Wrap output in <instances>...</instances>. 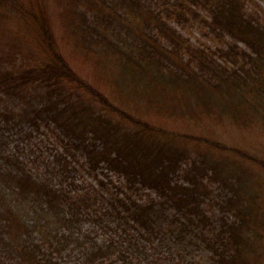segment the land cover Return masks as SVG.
<instances>
[{
	"label": "trees",
	"instance_id": "trees-1",
	"mask_svg": "<svg viewBox=\"0 0 264 264\" xmlns=\"http://www.w3.org/2000/svg\"><path fill=\"white\" fill-rule=\"evenodd\" d=\"M43 1L0 0V264H61L73 249L135 264L130 246L165 236L207 264H264V19L251 0H50L54 17ZM189 22L220 45L192 44L174 26ZM224 124L257 152L220 141ZM47 138L49 155L35 153Z\"/></svg>",
	"mask_w": 264,
	"mask_h": 264
},
{
	"label": "rangeland",
	"instance_id": "rangeland-1",
	"mask_svg": "<svg viewBox=\"0 0 264 264\" xmlns=\"http://www.w3.org/2000/svg\"><path fill=\"white\" fill-rule=\"evenodd\" d=\"M45 4L47 3V12L50 13L54 17V6L50 0H47V2L43 1ZM246 10L248 12H254L256 13L261 20L264 19V2L261 0H251L248 1L246 4ZM174 26L180 31L182 35L187 37L190 42L197 46L202 47H210L215 48L216 46L220 45V41L217 40L215 37L206 35V30L202 28L199 24L194 22H189L188 24L184 26H177L174 24ZM27 30V28H26ZM58 29L56 26L54 27L55 34L58 32ZM25 32V27H23V31ZM54 34V35H55ZM58 34V33H57ZM56 34V35H57ZM220 132L218 135L220 141L226 143V144H232L233 142H237V144L242 147L246 148L250 151L257 152L256 148L258 145L261 146V143L259 140L253 138H248L249 136L247 134L244 135H238L230 133L232 132V129L229 128L227 124H224V126L220 127L218 129ZM235 133V129H234ZM237 135V136H236ZM234 137V140L233 139ZM245 137V138H244ZM17 137H12L10 139L6 140L5 148H13L15 145H18V150L21 152V141L19 143H16L13 140H16ZM38 139V138H37ZM48 139L47 141L39 142L38 150H34L35 153H40L43 155H49L53 148L52 139ZM33 149V148H32ZM36 149V148H35ZM24 152L28 153L29 150L26 149ZM34 153V154H35ZM6 185L3 183H0V191L6 190ZM214 188V186H212ZM204 207L206 210H208V213L210 215H218L217 209L212 206L210 202L204 203ZM213 216V217H214ZM105 233L102 230L95 229L94 232H92L91 236L97 241L101 242L108 236V234ZM166 239L162 240H152L150 242H147L142 249L136 248L135 246H130V250L127 252V257L130 261H132L135 264H207V256L208 253L205 250H202L198 247H193L189 245L188 238H184L183 242H177L174 241V239H171L169 236H165ZM63 259L60 260L61 264H85L84 258L81 256L80 251L77 250H67L64 256H62Z\"/></svg>",
	"mask_w": 264,
	"mask_h": 264
}]
</instances>
